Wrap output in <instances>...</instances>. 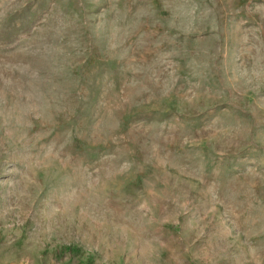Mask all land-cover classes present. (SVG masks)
I'll return each mask as SVG.
<instances>
[{
  "label": "rangeland",
  "instance_id": "1",
  "mask_svg": "<svg viewBox=\"0 0 264 264\" xmlns=\"http://www.w3.org/2000/svg\"><path fill=\"white\" fill-rule=\"evenodd\" d=\"M0 264H264V0H0Z\"/></svg>",
  "mask_w": 264,
  "mask_h": 264
}]
</instances>
